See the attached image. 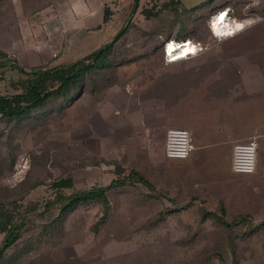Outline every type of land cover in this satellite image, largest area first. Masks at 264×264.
<instances>
[{
	"label": "rangeland",
	"instance_id": "374dc122",
	"mask_svg": "<svg viewBox=\"0 0 264 264\" xmlns=\"http://www.w3.org/2000/svg\"><path fill=\"white\" fill-rule=\"evenodd\" d=\"M27 1L0 0V50L7 54L9 63L30 70L32 55L28 56L26 49L32 36L36 42L42 41L38 26L50 15L57 19L63 8L68 10L74 3L73 0ZM91 1L93 21L101 24L105 5L97 6L95 0ZM170 1L136 0L134 5V0H109L108 7L115 14L107 24L113 25L110 29H115L114 37L130 23L114 56L123 55L118 61L127 55L137 56V60L97 73L95 78L102 83L93 93L85 92L62 116L53 114L25 127L19 125L12 131L13 123L0 120V133L4 131V137H0V203H6L10 210H13L12 204L27 205L20 196L34 183L40 185L25 200L37 203L46 201L52 193L48 188L61 178L73 177L77 191L98 184L108 187L117 178L111 173L115 166L124 170L120 179L128 177L131 169L136 168L150 184L133 179L108 191L110 213L97 233L94 227L105 209L101 203L73 210L61 226L53 229L55 234L46 237L40 235L41 231L58 212L42 221L31 219L22 240L41 237L44 240L41 250L38 246L36 249L44 254L41 258H46L47 264H264V226L246 237L243 234L246 226L232 221L234 215H241V219L249 217L252 227L264 223V184L258 183L256 177L230 178L233 174L229 172V150L224 143L230 135L228 131L215 139L202 135L203 131L198 133L195 144L201 148L194 160L190 157L183 164L182 176L171 171L166 175L163 169L167 130L185 129L183 120L189 119L188 115L177 118L176 127L166 128L171 106L183 95H193V89L200 86L198 101L212 98L216 107H231L234 113L247 114V106L236 91L225 101H218L215 95L216 98L209 97V93L218 77L241 76L243 69L238 64L250 60V51H256L251 44L257 37H251L249 44L238 34L218 42L211 35L208 22L228 6L236 20L247 16L242 20H249V28L264 29V0H213L204 9L196 7L206 0H181L187 9H196L195 16L207 15L196 19L191 14L189 17L184 12L175 14L163 9ZM37 5L48 8L40 14L32 13L33 6ZM215 6L223 7L215 9ZM144 9L159 11V17L147 19L142 13ZM183 25L190 29L187 34L191 31L189 38L207 49L166 66L163 37L159 34L178 40L177 32L183 31ZM83 30H77L80 36L75 38L80 42L84 38ZM89 30L96 32L99 27ZM93 53L72 54L75 59ZM20 77L16 69L5 68L0 73V94L13 92L11 83ZM137 118H140L138 133L134 122ZM145 126L149 133L145 134ZM5 130L11 131L9 138ZM221 202L230 228L213 217L202 218L203 210L218 215L216 208ZM33 214L31 211L27 215Z\"/></svg>",
	"mask_w": 264,
	"mask_h": 264
},
{
	"label": "trees",
	"instance_id": "16d2710c",
	"mask_svg": "<svg viewBox=\"0 0 264 264\" xmlns=\"http://www.w3.org/2000/svg\"><path fill=\"white\" fill-rule=\"evenodd\" d=\"M32 0H28L27 3ZM52 1L48 2L49 4ZM134 5L136 0H134ZM213 0H206L196 9H204L208 5L212 4ZM179 7V9H177ZM223 6H215L218 9ZM228 6H225L227 8ZM25 8V7H24ZM48 6H33L32 13L40 14L46 11ZM163 9L172 10L175 14L178 12H184L194 19L200 17H206L207 15L200 14L195 16L194 12L196 9H187L182 5L181 0H171L169 3L163 6ZM224 9V8H223ZM142 13L146 18L159 17V11L153 13L148 9H144ZM103 23H107L113 17V12L108 6L104 9ZM49 17H52L50 15ZM215 17V16H214ZM247 16L241 17L242 19ZM239 20V19H238ZM210 21V20H209ZM209 23V22H208ZM42 24V23H41ZM130 29V23L123 29L119 31L113 37L111 42L104 46L103 49L98 50V52L93 53L88 57L79 58L70 64L57 65L52 68H32L26 70L17 65V63H9L7 59V54L0 50V68L8 67L16 69L20 73V78L11 83L13 92H7L0 94V120L1 122H6L7 124H12L11 131L17 126L24 125L23 127L33 124L38 121L44 120L48 116L53 114L63 115L67 107L73 104L77 99L82 97L85 92H94L95 88L102 83V81H97L96 74L104 72L107 69H113L118 66L128 65L135 62L136 57L127 55L128 57L121 60L114 56L116 49L120 40L127 34ZM188 25H183V31L180 30L177 33V41L185 42L191 40L188 35H190ZM185 32V34H183ZM171 33V32H170ZM162 36V44L172 40L173 38H166V35L159 34ZM170 36V34H169ZM176 38V36H174ZM184 38V39H182ZM161 45H159L160 47ZM162 46V52H163ZM103 78V75H100ZM101 79V80H103ZM9 138L11 131L5 130ZM4 137V131L0 133V137ZM11 168V166H9ZM123 170L121 167L116 166L114 169V174L117 179L113 180L108 187L95 186L89 190H74V182L72 177L61 178L54 181L50 187L49 191L52 193L47 197L45 202H35L27 199L29 195L34 192L40 185V183H34L29 186V188L20 196V200L27 204L25 206H17L12 204L13 210L8 208L6 203H0V235L2 236V241L0 242V264H47V259L41 258L44 254L38 249L42 246L41 237H34L28 240H22V235L27 229L31 222V219L37 218L42 221L47 215L58 212V215L51 222H48L41 231V236L46 237L47 234H55L54 228H58L64 222L65 217L77 209L80 206H89L94 203H101L105 206L104 215L98 221L94 227V232L98 230L105 224L106 219L110 213L109 199L107 192L118 187L127 184V181H133L137 179L140 183L150 186L149 182L143 177V175L136 173L134 170L130 171L128 177L120 179ZM3 176V175H2ZM19 200V201H20ZM31 202V203H28ZM23 210V211H22ZM34 211L32 217L27 214ZM35 211H38L37 213ZM218 215L212 214L210 211L203 210L202 218L213 217L218 222L230 228L231 225L226 221V210L224 203H220L216 209ZM215 211V212H216ZM219 213L221 216H219ZM241 215H234L232 221L239 225H245L246 229L243 234L246 237L252 233L257 232L260 226H264L261 223L258 227H252L249 225V217L241 219ZM41 245V246H40ZM12 250L11 253L8 251ZM41 250V248H40ZM38 251V254H37ZM48 258V257H47ZM46 261V262H45Z\"/></svg>",
	"mask_w": 264,
	"mask_h": 264
},
{
	"label": "crops",
	"instance_id": "0c3cea01",
	"mask_svg": "<svg viewBox=\"0 0 264 264\" xmlns=\"http://www.w3.org/2000/svg\"><path fill=\"white\" fill-rule=\"evenodd\" d=\"M95 1L97 6L105 5L106 7L108 6L109 0H95ZM72 3L74 4L72 5L71 8H68V10L63 8V13L61 15L58 14L57 19H53L52 17H46L45 19L47 21L45 23H42L40 26H38L40 27L39 32L42 33L41 34L42 41H40L39 43L36 42L33 36L32 39H30L29 41L30 44L28 43L26 49L28 52L27 53L28 56H30V54L32 55L31 58L32 63H30L29 67L52 68L54 66L61 64H70L76 61L77 59H79L78 57L74 59L72 53H75L77 51L95 52L100 49H103L105 45L111 42V40L114 37L115 29H110L113 27V25H108L107 24L108 22L105 24L103 23V16H104L103 13L105 7L103 6L104 8L102 9L101 12L102 15L101 24H97V23L95 24V22L93 21L94 18L93 11L92 9H89L90 3H92L91 0H73ZM112 12L114 13L113 10ZM87 16L88 18L85 21V18ZM113 17L111 19H113ZM262 21H264V18ZM89 25L90 27L88 28ZM95 26L99 27L98 31L96 32L95 31L92 32V30L88 31V29H92ZM83 28L85 30L82 31L81 35L84 38L80 42L79 39H75V38H78V36H80V35L77 36V30L79 31ZM35 30L36 29L34 28L33 34L35 33ZM238 35L244 37L245 42L247 44H249L252 38L256 36L257 39L255 40V43L251 44V45H255L256 51H250L251 52L249 54L250 60L241 61V64H238V66L241 69H243V71H241L240 77L237 76L231 78L218 77L214 82V85L210 86L211 93H209L210 94L209 97L211 95L213 96L215 95L218 97V101L230 100L231 97H229V95H231L233 92L236 91L237 92L236 94H240V96H242L240 97V99L247 106L248 109V111L246 112L247 114H242L239 111L234 113L235 111H233L231 107H228V109H225L223 106H221V108L216 107V102L214 100H211L212 98L204 99L203 102L198 101L196 99L197 92L198 91L200 92L201 90L198 89L200 88V86H198L193 89V95H191L192 97L189 95L188 96L183 95L181 97L182 100L181 99L180 101L177 100V102L171 106L172 107L170 111L171 115H168L167 117L168 122H166L167 123L166 128L168 129L170 127H176L175 124L177 122V118L179 119L181 117H185L188 115L189 119L186 118L185 119L189 121L187 122L184 119L183 121L185 122L186 126L183 127L191 131L193 145H194V151L190 156L192 157V160H194L196 152H199L201 148L200 145L195 144V138L198 133L201 134V132L203 131L202 135L203 134L208 135L210 137H213V139H215L216 136H221L226 131H228L230 135L227 138H225L224 143L226 146H228V150H229V162H228L229 172L233 174V176H231L230 178L256 177L258 183L260 182V184H264V29H260V28L252 29L246 27L240 33H238ZM67 52H69V55L67 54L65 55V53ZM254 52H256L255 55H253ZM60 56L64 57L63 59H59L61 61L54 59ZM5 68L8 67H4V68L1 67L0 73H3V70ZM250 73H252L251 76ZM247 74L249 75L248 77ZM129 88H131V86L128 87V91ZM222 89L224 91H222ZM221 94L222 96H219ZM82 97H80L76 101H79L80 99H82ZM213 101L215 102L214 106L211 105ZM134 122H135V131L137 132L138 131L137 127L140 128V118H137V120ZM157 125L160 124L158 123ZM144 131L145 134L147 132L149 133L148 126H145ZM251 137H257V143H258L257 172L256 174L249 176L235 174L231 170V157H232L233 145L238 142H245L249 140ZM186 161H188V159L171 160L164 157L163 169L165 170L166 175H169V171H171L173 173H176V175L179 174L182 176L183 175L182 166ZM114 169L111 171V173L113 174V176H116L114 174ZM132 170H134L136 173L143 175L141 172L137 171L136 168L131 169V171ZM143 177L146 180H148L146 176L143 175ZM73 182L75 185L74 179ZM207 183L204 182V184ZM197 185L200 184L197 182ZM95 186L104 187L103 185H99V184ZM163 189L165 191H168L167 188H163ZM82 190H89V189H82Z\"/></svg>",
	"mask_w": 264,
	"mask_h": 264
},
{
	"label": "built area",
	"instance_id": "2783aa9c",
	"mask_svg": "<svg viewBox=\"0 0 264 264\" xmlns=\"http://www.w3.org/2000/svg\"><path fill=\"white\" fill-rule=\"evenodd\" d=\"M232 9L227 7L221 14L223 20L215 16L209 22V29L213 38L222 42L234 37L244 28L249 27V20H236L232 14ZM239 25V26H238ZM171 44L174 46L170 47ZM191 45L190 52H183L182 46ZM206 46L200 42L187 40L186 42L169 40L163 46V61L166 65L174 64L179 61L187 60L205 51ZM131 89V88H130ZM194 151L192 135L190 131L180 128H171L166 132L164 153L167 159L187 160ZM258 143L257 137H251L245 142H238L233 145L231 157V170L238 175H254L257 172Z\"/></svg>",
	"mask_w": 264,
	"mask_h": 264
},
{
	"label": "bare ground",
	"instance_id": "6f19581e",
	"mask_svg": "<svg viewBox=\"0 0 264 264\" xmlns=\"http://www.w3.org/2000/svg\"><path fill=\"white\" fill-rule=\"evenodd\" d=\"M222 12H223V11H221V12L218 13V15H217V16H218L217 19L223 20V18L225 17L224 14H222V16L219 15V14H221ZM238 26H239V25H238ZM185 42H186V41H185ZM172 46H174V44H171V45H170V47H172ZM181 49H184L183 52H190V51L193 50V48L191 47L190 44H188V46H182Z\"/></svg>",
	"mask_w": 264,
	"mask_h": 264
},
{
	"label": "water",
	"instance_id": "95a60500",
	"mask_svg": "<svg viewBox=\"0 0 264 264\" xmlns=\"http://www.w3.org/2000/svg\"><path fill=\"white\" fill-rule=\"evenodd\" d=\"M135 8H137V4H136V7ZM134 12H135V10H134ZM101 50V49H100ZM96 52H98V51H95L94 53H96Z\"/></svg>",
	"mask_w": 264,
	"mask_h": 264
},
{
	"label": "clouds",
	"instance_id": "9594fccd",
	"mask_svg": "<svg viewBox=\"0 0 264 264\" xmlns=\"http://www.w3.org/2000/svg\"><path fill=\"white\" fill-rule=\"evenodd\" d=\"M210 24V23H209Z\"/></svg>",
	"mask_w": 264,
	"mask_h": 264
}]
</instances>
